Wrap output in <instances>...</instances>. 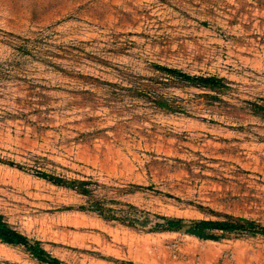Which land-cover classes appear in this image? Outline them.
I'll use <instances>...</instances> for the list:
<instances>
[{
    "label": "rangeland",
    "instance_id": "obj_1",
    "mask_svg": "<svg viewBox=\"0 0 264 264\" xmlns=\"http://www.w3.org/2000/svg\"><path fill=\"white\" fill-rule=\"evenodd\" d=\"M36 172L91 180L106 215L264 226V0H0L6 222L63 264H264V235L109 220ZM0 264L40 263L0 243Z\"/></svg>",
    "mask_w": 264,
    "mask_h": 264
},
{
    "label": "trees",
    "instance_id": "obj_2",
    "mask_svg": "<svg viewBox=\"0 0 264 264\" xmlns=\"http://www.w3.org/2000/svg\"><path fill=\"white\" fill-rule=\"evenodd\" d=\"M158 68L165 70L172 76H175L177 79L196 86L203 87H213L218 82V79L212 75H203V74H187L173 67L165 66V65H157ZM37 176L46 179L47 181H51L56 184H62L63 187H66L77 194L88 198V207L91 210L97 211L99 215L105 216L106 219L115 220L119 222H124L126 224H135L137 226L143 227L150 219L153 217L155 221L151 222V225L148 227L151 231H160V230H171V231H179L183 234L192 236L194 238L207 239L210 241H215L222 237L223 234H259L264 235V226L258 224V222L245 218L240 215H215L214 219L208 217H198L196 219H185L180 217H172L166 216L163 214H150L144 212L146 216H143L142 219L138 220L134 216H128V214H124L122 217L114 215V214H104V205L101 200L98 198H94L91 195V189L88 186L92 183L91 180L86 179H70L66 180L62 177H57L52 174H46L42 172H36ZM128 205V204H127ZM85 207V206H84ZM83 206H77V209L83 210L86 209ZM113 212V211H112ZM0 243H4L7 245H21L24 247L26 252L34 259L36 262L40 264H63L56 256L50 255L36 240H30L26 238L24 234L13 229L3 218V215L0 214ZM127 264H135L132 262H126Z\"/></svg>",
    "mask_w": 264,
    "mask_h": 264
}]
</instances>
